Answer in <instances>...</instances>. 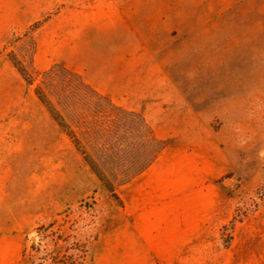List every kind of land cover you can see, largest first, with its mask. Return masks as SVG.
<instances>
[{
    "label": "rangeland",
    "instance_id": "obj_1",
    "mask_svg": "<svg viewBox=\"0 0 264 264\" xmlns=\"http://www.w3.org/2000/svg\"><path fill=\"white\" fill-rule=\"evenodd\" d=\"M77 1L8 0V12L0 14V172L7 182L1 195L8 210L2 240L8 249L27 250L22 257L28 264H56L63 256L77 259L79 242L94 243L113 224L114 199L37 98L38 86L117 185L146 166L161 147L147 123L157 140L168 142L177 137L186 141L189 131H197V135L215 136L218 149L230 150L236 158V170L221 181L238 199L234 216L238 213L243 223L264 215V88L238 93L262 87L258 82L264 78L254 75L243 84L227 85L223 47L215 50L201 45L198 50L202 54L168 66L175 76L172 82L183 89L182 95H172L166 84L154 80L150 93L144 96L146 112L156 123L153 125L143 112L124 105L142 104V96L131 102L111 96L120 97L118 107H114L84 86L90 84L83 75H71L61 67L51 73L34 69L40 42L45 57L65 54L76 33L66 27L70 18L97 21L93 0H79L83 9L72 12ZM262 16L264 21V11ZM45 19L41 28L31 31L35 23ZM260 19L257 13L249 18L252 22ZM261 46L259 39L253 49L233 62L232 71L247 73L245 64L250 69L261 63V54L253 52ZM10 52L33 74V85L14 67ZM191 119L203 123L186 126ZM235 227L222 229L224 246L232 245ZM37 241H41L42 250L33 252Z\"/></svg>",
    "mask_w": 264,
    "mask_h": 264
},
{
    "label": "crops",
    "instance_id": "obj_2",
    "mask_svg": "<svg viewBox=\"0 0 264 264\" xmlns=\"http://www.w3.org/2000/svg\"><path fill=\"white\" fill-rule=\"evenodd\" d=\"M78 1L72 12L83 9ZM92 9L96 22L67 21L66 27L76 33L63 56L45 57L39 43L34 69L62 66L83 75L115 103L120 97L111 96L130 102L142 96V104L124 105L143 112L153 125L144 96L154 80L166 84L172 95H182L168 66L202 54L201 45L223 47L227 85L243 84L254 75L264 78L262 0H93ZM7 12L8 0H0V14ZM255 13L261 19L252 22ZM259 39L262 46L253 52L261 54V63L250 69L245 64L247 73L237 67L233 72V62ZM258 84L262 87L238 93L259 92L264 80ZM202 123L191 119L186 126ZM197 133L189 131L186 141H167L146 170L117 185L122 204L114 200L113 224L92 243L85 264H264V215L238 224L232 245L224 246L222 229L233 220L238 199L221 181L236 170V158L230 150L218 149L215 136ZM6 183L0 172V195ZM5 205L1 195L0 264H28L23 250H9L2 240L8 227Z\"/></svg>",
    "mask_w": 264,
    "mask_h": 264
},
{
    "label": "trees",
    "instance_id": "obj_3",
    "mask_svg": "<svg viewBox=\"0 0 264 264\" xmlns=\"http://www.w3.org/2000/svg\"><path fill=\"white\" fill-rule=\"evenodd\" d=\"M46 21H47V19L35 23L32 26L31 31L34 32V31L38 30L39 28H41L43 26V24ZM8 57H9L10 61L12 62V64L14 65V67L19 72V74L22 76V78L27 82V84L33 85L34 84V76L30 72V70L28 69L26 64L14 52H10L8 54ZM57 67L63 68L65 71H67L71 75H78V74L73 73L72 71H70V70H68V69H66V68H64L62 66H59V65L58 66H54L52 69H50L48 71H45V72H42V73H51V72L55 71V69ZM84 86L89 87V89L93 93H95L97 96H99L100 98H104V99L108 100L111 103L112 106L118 107L116 105V103L112 99L108 98L107 96L102 95L101 93H99L97 90H95L90 85H87L86 83H84ZM35 94H36L37 98L40 100V102L46 107V109L48 110V112L50 113L52 118L55 120V122L59 125V127L72 140V142L74 143V145L77 148V150L82 154L84 160L89 165V167L94 172V174L97 176V178L102 182V184L104 185V187L106 188V190L108 191L110 196L114 200H116L120 204H122V201H121V199H120V197H119V195H118V193L116 191L117 183L114 182L110 177H108L107 173L104 171V169L99 164V162L95 159V157L91 153H89L87 151V149L84 147L82 141L78 137L75 129L68 122V120L63 115V113L56 107L54 102L50 99V97L44 92V90L40 86L36 87ZM147 127L150 128L154 139L161 143V147L155 152V154L153 155L152 160L146 166H144L136 174L129 175L127 177V179L125 181H123V183L130 182L135 176H137L138 174H140L144 170H146L154 162V160L156 159L158 154L160 152H162L168 145L166 140H157V137H155L154 131L152 130L151 126L148 123H147ZM41 229L42 228H39V230H41ZM34 241H36V240H34ZM91 243H92V241H86L84 243L79 242L78 244H79V247H80L79 250H80L81 254L78 256L77 259L74 256H72V255L71 256H63L61 259H59V260L57 259L56 264H85V262L87 260L88 252L90 250ZM225 246L227 247V245H225ZM31 250L33 252L42 250L41 241H37L36 246H32ZM26 251L27 250H25L23 252V257H26V254H27ZM68 259H71L72 262L69 263ZM34 263L35 264H43L42 261H36Z\"/></svg>",
    "mask_w": 264,
    "mask_h": 264
},
{
    "label": "built area",
    "instance_id": "obj_4",
    "mask_svg": "<svg viewBox=\"0 0 264 264\" xmlns=\"http://www.w3.org/2000/svg\"><path fill=\"white\" fill-rule=\"evenodd\" d=\"M239 217H240V216H239L238 213H237L236 216H234V218H233V220L231 221V223H230L228 226H226L224 229H225L226 231H228V229L233 230L236 224L242 222V219L239 218ZM227 227H228V228H227Z\"/></svg>",
    "mask_w": 264,
    "mask_h": 264
}]
</instances>
